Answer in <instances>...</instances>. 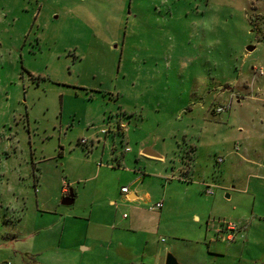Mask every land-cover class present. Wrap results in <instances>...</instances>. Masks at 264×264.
<instances>
[{
    "label": "rangeland",
    "instance_id": "obj_1",
    "mask_svg": "<svg viewBox=\"0 0 264 264\" xmlns=\"http://www.w3.org/2000/svg\"><path fill=\"white\" fill-rule=\"evenodd\" d=\"M0 3V264H31L29 250L52 239L41 229L50 216L36 212L34 176H53L65 163L75 179H85L78 204L105 198L118 189L116 171H126L112 156L128 147L138 153L142 140L164 145L176 181L187 165L191 176L207 175L200 191L190 184L174 195L160 244L192 236L189 212L213 213L209 223L236 225L241 243L249 244L245 258L264 264V104L252 99L264 100V0ZM213 14L225 26L215 33L194 23ZM168 33L194 54L187 67L182 49L171 54ZM217 37L222 43L210 47ZM117 123L137 129V141L133 134L130 142L113 138ZM93 165L109 170L91 178ZM232 186L245 190L236 212L213 201L226 204ZM167 254L176 256L166 250L164 259Z\"/></svg>",
    "mask_w": 264,
    "mask_h": 264
},
{
    "label": "crops",
    "instance_id": "obj_2",
    "mask_svg": "<svg viewBox=\"0 0 264 264\" xmlns=\"http://www.w3.org/2000/svg\"><path fill=\"white\" fill-rule=\"evenodd\" d=\"M252 99L264 104L262 98ZM118 124L114 126L113 138L121 135L124 141L130 142L133 134L137 141V129L120 123L126 125L125 131L120 132L117 129ZM98 138L99 136L95 139ZM146 145V141L142 140L137 149L138 153L128 147L119 157L112 156L117 163L116 168H124L126 171H116L119 176L118 189L105 198L91 197L89 202L78 204L79 189L85 179H75L65 163L62 170H57L53 176L45 177L41 174L33 177V186L39 187V192L36 189L39 195L36 212H40L41 216H50L41 229L48 232L52 239H45L43 246L29 250L27 259L31 264H164L166 250L174 251L181 264H251L252 260L244 256L249 244L241 243L242 230L236 226L234 239L225 242V228L209 223V217L213 213L199 215L189 212V221L193 225L192 236L189 239H175V242H169L168 247L160 244V224L164 215L175 206L174 195L190 184L200 191L202 186L199 184L207 183V175L204 172L203 176H197L194 172L191 176V166L187 165L179 169V174L185 177L176 181L169 171L172 169L177 172V167L166 159L164 145L159 146L160 148L153 145L161 155L159 159L140 161L139 156H144L141 150ZM200 149L206 154V146ZM251 163L260 167L254 161ZM96 168L93 165L94 173L91 178L98 179L103 170H109ZM46 171L48 174L53 172L49 166ZM123 174L126 175V186L121 182ZM163 181L168 183L164 184ZM124 187L128 188L127 194L121 192ZM232 189L235 191L226 194L229 199L226 204L217 196L213 198L214 203L219 205L218 208L238 211L237 198L245 190L240 186H232ZM48 191H51L50 195ZM70 192L73 194L72 205H61V200ZM161 201L160 210L151 209L155 203ZM204 201L212 204L211 197ZM166 235L169 236L167 233ZM249 236L251 237L250 234ZM161 242L166 241L161 239Z\"/></svg>",
    "mask_w": 264,
    "mask_h": 264
},
{
    "label": "clouds",
    "instance_id": "obj_3",
    "mask_svg": "<svg viewBox=\"0 0 264 264\" xmlns=\"http://www.w3.org/2000/svg\"><path fill=\"white\" fill-rule=\"evenodd\" d=\"M210 7L215 10L216 5L212 4ZM194 23L197 25L198 28L203 29L205 32L208 33H215L217 32V29L224 28L225 26L223 25V22L221 21L220 17L216 14L210 15L204 19L201 20H196ZM167 39L169 41V48L171 49V54L175 55L177 53L178 49L183 50V55L181 57V62L182 64L187 67L189 63L194 61L195 56L194 54L187 48L184 47L183 41L177 37L175 34L168 33ZM208 45L211 47L213 45H219L222 43L221 39L219 37L215 39H209L208 40ZM209 61L216 66H221L222 62L219 61L216 57L214 56H209L208 57ZM197 80L200 84L205 83V77L203 75H198ZM253 243H255V238H252Z\"/></svg>",
    "mask_w": 264,
    "mask_h": 264
},
{
    "label": "built area",
    "instance_id": "obj_4",
    "mask_svg": "<svg viewBox=\"0 0 264 264\" xmlns=\"http://www.w3.org/2000/svg\"><path fill=\"white\" fill-rule=\"evenodd\" d=\"M226 109H224V108H218L217 110H216V112L217 113H222V112H224ZM110 128H115L114 126L113 127H110ZM117 129L120 131V132H123V131H125V129H126V125H124V124H118L117 125ZM102 134H106L107 133V131H105V130H102V132H101ZM85 140H81V144H85ZM127 150V149H126ZM121 192L122 193H124V194H127L128 193V188L127 187H124V188H122L121 189ZM207 193L208 194H211L212 192L211 191H207ZM162 208V201L161 202H157V203H155L152 207H151V209L152 210H155V211H157V210H160ZM125 217V216H124ZM220 224H222V225H225L224 226V228H225V230H226V236L224 237V239L226 240V241H232L233 239H234V236H235V233H236V231H237V227H236V225H234V224H232V223H230V222H225V221H222V222H220ZM5 264H11L10 262H6Z\"/></svg>",
    "mask_w": 264,
    "mask_h": 264
},
{
    "label": "water",
    "instance_id": "obj_5",
    "mask_svg": "<svg viewBox=\"0 0 264 264\" xmlns=\"http://www.w3.org/2000/svg\"><path fill=\"white\" fill-rule=\"evenodd\" d=\"M248 50H252V48H248ZM142 155L146 156V157H152L155 159H159L161 157V155L153 148V145L148 147L145 146L142 148L141 150ZM73 203V194L70 192L65 198H63L60 202L61 205L63 206H70ZM164 264H181L178 262V260L176 259V257H174L172 254H167L165 257V261Z\"/></svg>",
    "mask_w": 264,
    "mask_h": 264
},
{
    "label": "snow or ice",
    "instance_id": "obj_6",
    "mask_svg": "<svg viewBox=\"0 0 264 264\" xmlns=\"http://www.w3.org/2000/svg\"><path fill=\"white\" fill-rule=\"evenodd\" d=\"M0 6H2V3H0Z\"/></svg>",
    "mask_w": 264,
    "mask_h": 264
}]
</instances>
